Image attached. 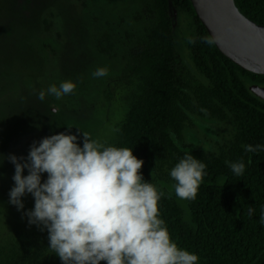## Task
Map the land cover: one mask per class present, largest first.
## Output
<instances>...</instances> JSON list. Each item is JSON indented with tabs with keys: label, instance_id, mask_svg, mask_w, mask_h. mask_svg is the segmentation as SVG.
I'll list each match as a JSON object with an SVG mask.
<instances>
[{
	"label": "trees",
	"instance_id": "1",
	"mask_svg": "<svg viewBox=\"0 0 264 264\" xmlns=\"http://www.w3.org/2000/svg\"><path fill=\"white\" fill-rule=\"evenodd\" d=\"M154 3L156 25L131 53L128 69L140 79L139 95L121 128L117 147L133 148V155L144 161L140 170L144 181L163 192L159 209L172 239L197 254L199 264H264V225L260 224L264 151L244 149L245 145H264V101L249 90L252 84L264 86V75L240 68L217 49L190 0ZM235 3L246 17L264 25V0ZM171 7L179 14L176 23ZM174 24L186 35L184 45L199 76L197 83L179 72ZM205 37L212 43H205ZM194 117L223 124L231 138L221 136L212 151L185 144L184 133L192 127ZM189 153L205 163L207 174L196 198L182 201L175 196L168 171ZM240 160L246 167L237 177L228 162ZM249 206L255 209L251 217ZM0 264L61 261L43 249L32 255L13 252L6 258L0 256Z\"/></svg>",
	"mask_w": 264,
	"mask_h": 264
},
{
	"label": "rangeland",
	"instance_id": "2",
	"mask_svg": "<svg viewBox=\"0 0 264 264\" xmlns=\"http://www.w3.org/2000/svg\"><path fill=\"white\" fill-rule=\"evenodd\" d=\"M154 12V0H0L1 257L13 252L32 255L49 247L47 231L29 226L24 216L34 207L33 197L21 198L20 211L8 202L14 165L7 157L26 158L34 142L59 133L77 135L82 147L78 129L117 146L139 95L140 79L128 69L131 53L156 25ZM178 17L175 12V21ZM176 26L179 72L197 83L199 76L184 45L186 35ZM98 67H107L108 76L94 78ZM66 80L76 83L73 94L60 100L51 95L43 102L38 99L41 91ZM53 106L60 111L52 113ZM66 125L74 127L69 130ZM219 127L196 117L194 131L187 130L183 142L212 151L216 148L211 147L212 139L225 131ZM196 135L202 141L196 142ZM230 136L228 130L223 133V138ZM27 174L25 169L23 175ZM46 178L43 174L42 182Z\"/></svg>",
	"mask_w": 264,
	"mask_h": 264
},
{
	"label": "clouds",
	"instance_id": "3",
	"mask_svg": "<svg viewBox=\"0 0 264 264\" xmlns=\"http://www.w3.org/2000/svg\"><path fill=\"white\" fill-rule=\"evenodd\" d=\"M203 41L212 43L206 37ZM108 74L107 67H98L92 76ZM76 87L71 80L52 84L38 99L43 102L51 95L60 100ZM59 111L57 106L51 108L52 113ZM73 127L66 125L69 130ZM78 131L82 147L77 135L59 133L34 142L26 158L7 157L14 165L8 202L20 211L21 198L33 197L34 207L24 216L29 226L47 231V249L61 264H199L197 254L172 239L159 209L163 192L144 181L140 171L144 161L133 155V148L106 144ZM244 149L257 153L264 151V145ZM228 167L239 177L246 165L240 160L228 162ZM43 174L47 178L42 182ZM206 174L205 163L186 154L169 171L175 196L194 200ZM254 213L249 206V217ZM260 224L264 225V210Z\"/></svg>",
	"mask_w": 264,
	"mask_h": 264
},
{
	"label": "water",
	"instance_id": "4",
	"mask_svg": "<svg viewBox=\"0 0 264 264\" xmlns=\"http://www.w3.org/2000/svg\"><path fill=\"white\" fill-rule=\"evenodd\" d=\"M200 22L217 49L240 68L264 75V25L246 17L235 0H190ZM175 21V12L170 9ZM250 92L264 101V87L252 85Z\"/></svg>",
	"mask_w": 264,
	"mask_h": 264
},
{
	"label": "flooded vegetation",
	"instance_id": "5",
	"mask_svg": "<svg viewBox=\"0 0 264 264\" xmlns=\"http://www.w3.org/2000/svg\"><path fill=\"white\" fill-rule=\"evenodd\" d=\"M252 85H259V84H252ZM252 85H250V86H252ZM249 86V87H250ZM259 86H263V85H259ZM264 87V86H263ZM199 118H206V119H208V120H212V119H209L208 117H199ZM212 121H214V120H212ZM194 122V123H193ZM195 122H196V117H194L193 119H192V123H191V126L192 127H190V128H188V129H186V131L187 130H191V131H194V129H195ZM214 122H216V121H214ZM218 124H219V126L222 128V129H224V125L223 124H221V123H219V122H217ZM219 127V128H220ZM185 131V132H186ZM223 131H221V134H217V136H216V138H214V139H212V141H211V147L213 146V143L215 144L216 142L217 143H219V142H221V140H222V138H221V136L223 137ZM189 134V133H188ZM191 134V133H190ZM199 134V133H198ZM184 135H185V133H184ZM200 135V134H199ZM197 136V135H196ZM201 136V135H200ZM220 136V137H219ZM202 141V137H198L197 136V139H196V142L197 141ZM190 145H193L194 147H195V145H194V143H190Z\"/></svg>",
	"mask_w": 264,
	"mask_h": 264
}]
</instances>
